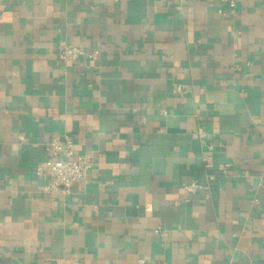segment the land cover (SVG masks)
<instances>
[{
  "label": "crops",
  "instance_id": "obj_1",
  "mask_svg": "<svg viewBox=\"0 0 264 264\" xmlns=\"http://www.w3.org/2000/svg\"><path fill=\"white\" fill-rule=\"evenodd\" d=\"M0 264H264V0H0Z\"/></svg>",
  "mask_w": 264,
  "mask_h": 264
},
{
  "label": "built area",
  "instance_id": "obj_2",
  "mask_svg": "<svg viewBox=\"0 0 264 264\" xmlns=\"http://www.w3.org/2000/svg\"><path fill=\"white\" fill-rule=\"evenodd\" d=\"M234 6V2H231ZM82 58L93 59L95 54L75 45H65L59 52V59L63 63H76ZM184 89L182 84L174 86V92L180 93ZM44 160L37 164L35 174L48 178L44 187L48 193H58L68 196L80 181L84 180L90 169L92 161L85 154L77 153L72 137L64 139L56 136L47 141L43 146ZM206 166L212 163V157L204 158ZM199 183H184L183 188L187 193H195L199 189ZM156 232L162 233L160 228Z\"/></svg>",
  "mask_w": 264,
  "mask_h": 264
}]
</instances>
